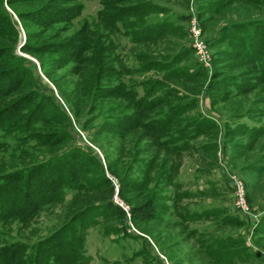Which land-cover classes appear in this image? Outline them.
<instances>
[{"label": "rangeland", "instance_id": "374dc122", "mask_svg": "<svg viewBox=\"0 0 264 264\" xmlns=\"http://www.w3.org/2000/svg\"><path fill=\"white\" fill-rule=\"evenodd\" d=\"M111 1L110 6L122 9L149 3L145 9L153 12L144 21L161 24L158 38L144 39L145 25L125 35L122 29L113 32L98 17V0H82L81 13L69 21L55 15L44 24L25 22L34 35L28 43L41 50L82 27L90 31L83 40L94 52L90 48L80 57L105 58L89 93L80 81L84 64L80 57L72 58L71 49L41 54L40 60L19 47L22 30L17 34L14 52L29 58L18 61L22 82L0 95V106L22 99L15 113H28L39 102L37 93L52 102L39 115L56 117H38L26 132L2 134L1 129L6 144L0 147V172L76 149L90 157L83 164L92 188L65 189L61 198H53L51 184H37L39 207L30 219L14 214L0 220V246H22L18 257L26 258L32 246L69 223L77 211L111 201L119 212L101 215L95 210L83 219V228L75 223L79 255L67 264H264V74L243 63L238 38H222L232 36L234 24L264 21V0ZM194 26L209 65L199 62ZM256 60H264V51ZM121 83L133 85L139 94L155 87L153 96L164 102L135 120L140 111L133 97L108 94ZM168 117L161 138L149 123L143 124L147 118ZM235 180L243 186V208ZM120 181L131 187L119 195ZM10 187L2 193H18ZM148 197L157 203L155 215L132 219L130 207ZM12 205L8 209L17 207Z\"/></svg>", "mask_w": 264, "mask_h": 264}, {"label": "trees", "instance_id": "16d2710c", "mask_svg": "<svg viewBox=\"0 0 264 264\" xmlns=\"http://www.w3.org/2000/svg\"><path fill=\"white\" fill-rule=\"evenodd\" d=\"M98 1L102 5V8L98 10V17L103 23L106 22L107 27H111L113 32H119L122 29L125 35V32L130 29L139 28L145 25L146 27L143 31V38H158V34L162 29L161 24L158 26L148 25L144 21L147 14L149 12H153V10L148 11L145 9L148 8L149 3H138L135 6L122 9L116 8L113 4L110 6L109 0ZM67 2H71V4L65 6V3ZM111 2L115 4L117 0H112ZM21 6H25L26 9H21ZM7 7L10 8L13 13L10 12ZM82 8V0H0V95L5 94L7 91L15 88L16 85L18 86L22 82V76L19 73L22 69V66L18 64V61L27 58L17 55L14 52L17 34L21 32V30H24L26 40L25 44L23 43L21 45V49L32 55L38 56L40 60L42 57L41 54H51L61 50L65 51L71 49L72 51L70 54L72 58H79L84 51L90 48V50L94 52V48L90 47L88 42H84L83 40L84 38L86 40L87 36L90 35V31H88L85 27H82L77 33L71 36V38H67L59 44H54V47L51 45L45 46L46 49H43L44 51L41 50V47L34 49L33 46L28 43V41L31 40L32 36L34 35L31 34L30 30L26 26V21H34L36 23L44 24L52 18L49 17L50 19H48V16L55 15H60L63 21H69L77 17L81 13ZM14 15L17 19L14 17ZM263 26V20L240 22L230 26V30L233 32L232 36L230 34H225L222 36V38L224 40H227L230 37H232L231 40L238 38L239 50L243 53L241 57L244 56L245 59L243 63L250 65L255 70H260L264 74V60H262L260 64H258L256 60V58L259 57V54L264 51L263 44H260V41L264 42ZM227 28L229 27H223L222 30L226 31ZM136 32L138 31L136 30ZM77 40H80V43H75ZM247 46H249L248 49H246ZM104 58L105 57H103V55L99 54L97 59L92 54L90 56H85L82 58L80 57V59H78L80 61L82 60L84 64L80 68V81L85 83L88 93L92 91L95 82H97V79L100 78V66L101 61L103 62ZM43 66L44 65H41V67ZM113 70L115 71L116 69L113 68ZM45 72L47 76L50 75L49 71ZM23 84L25 85L26 83ZM115 87V91L114 89H109V91L112 93L108 94H114L117 96L121 95L127 98L133 97V102L139 108L140 113L131 117L138 121L139 117L143 116V112L149 111L153 107L164 102L162 96H153V91L156 90L155 87L152 89H145L141 94H139L136 89L133 88V85L121 83ZM35 94L39 97V102H37L28 113H15L18 107L23 104L22 99L16 100L10 105L0 106V130H4V133L2 134L9 132L8 130H10V132L16 130L19 132H26L31 130L33 129L34 120L38 117L43 120L56 117L39 115V112H42L43 110L46 111L45 106H48V108L50 105L52 106V102L48 96L42 95L41 98L37 93ZM53 109L63 118H67L66 112L63 109H57L56 107ZM170 121L171 117L163 120L147 118V121H145L143 124L148 125L149 123V127L157 130L158 134L156 133V135H153L161 138V136H165L163 130ZM6 123H8V126L5 125ZM15 124L16 126H14ZM4 144L6 143L0 139V147H2ZM78 151L79 150L71 149L61 155L53 156L40 164L30 165L19 170L0 172V220L14 214L20 217L22 220L30 219L35 213V210L40 205V199L36 197V192L41 190V188L38 187L37 184H42L44 182L51 184V186H53L52 192L55 193L53 198H61L63 195V190L65 189L71 188L78 190L80 188H85L89 190L92 188L91 181L86 175V171L84 170L85 166L83 164V160L90 157L82 152L78 153ZM103 180L104 182L108 183L109 188L112 190L107 177H104ZM12 182L14 183V186L12 185ZM120 182L121 183H119L118 186L119 195L122 193L124 187H131V185H127L126 183L124 184L122 181ZM133 185L132 187L136 190L142 189L140 184L137 186H135L136 184ZM10 186H16L18 193L10 192L9 195L2 193V188L11 189ZM47 186L48 185H46L44 188L45 190L49 188ZM42 193L45 195L44 191ZM43 194L42 196H44ZM10 196H12V198ZM22 199H26L30 203H23ZM16 201L19 202L18 206ZM12 204L17 207H15V209H13V207L10 209ZM8 207L10 208L8 209ZM157 207L158 206L155 202V199L148 197L143 202L130 207V217L136 220H145L155 215ZM95 210H99V214L101 215H107L108 212L115 213L120 211V209L117 206H114L111 201H106L104 203L102 202L99 205L90 204L85 206L84 209L79 210L74 214L72 220L69 223L59 228L46 240L39 241L36 245L32 246L34 250L29 254L30 257L28 256V260V257H18L22 252V246H13L10 248L9 245H1L0 264H60V262L61 264H67L71 261H75L78 258L77 254L79 255L75 248L79 246L81 241L80 236L76 234L75 223L79 221L80 223L78 224H80V227L83 228V219L89 217L94 213ZM262 221H264V217H262L261 222ZM56 233H59L58 236H54ZM72 251L75 252L74 256L71 253ZM68 257L71 258L68 259Z\"/></svg>", "mask_w": 264, "mask_h": 264}, {"label": "built area", "instance_id": "2783aa9c", "mask_svg": "<svg viewBox=\"0 0 264 264\" xmlns=\"http://www.w3.org/2000/svg\"><path fill=\"white\" fill-rule=\"evenodd\" d=\"M193 32H194V35L196 37V41L194 43V48L197 50V53H198V59H199V62L203 65V64H207L209 65V55L206 53V50H205V45L203 43L202 40L200 39H197L198 37V34H199V30L194 26L193 27ZM235 183L237 185V187L239 186V207L240 208H243L245 205L244 203V200H243V190H242V184L241 182L239 181V183L236 182L235 180Z\"/></svg>", "mask_w": 264, "mask_h": 264}, {"label": "water", "instance_id": "95a60500", "mask_svg": "<svg viewBox=\"0 0 264 264\" xmlns=\"http://www.w3.org/2000/svg\"><path fill=\"white\" fill-rule=\"evenodd\" d=\"M15 16V15H14ZM15 18H16V16H15ZM17 19V18H16ZM22 37H23V41H21L20 43H19V47L24 43V39H25V34L23 33V31H22ZM26 57H28V56H26ZM29 58V57H28Z\"/></svg>", "mask_w": 264, "mask_h": 264}]
</instances>
